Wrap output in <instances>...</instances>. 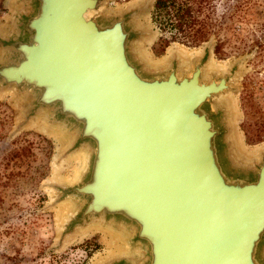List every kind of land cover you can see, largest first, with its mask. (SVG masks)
Listing matches in <instances>:
<instances>
[{"label": "water", "instance_id": "1", "mask_svg": "<svg viewBox=\"0 0 264 264\" xmlns=\"http://www.w3.org/2000/svg\"><path fill=\"white\" fill-rule=\"evenodd\" d=\"M106 2L13 0L0 28V95L85 158L49 184L61 236L98 227L128 247L98 264H264V148L241 152L229 109L240 60L203 73V47L196 69L152 65L148 4Z\"/></svg>", "mask_w": 264, "mask_h": 264}, {"label": "rangeland", "instance_id": "2", "mask_svg": "<svg viewBox=\"0 0 264 264\" xmlns=\"http://www.w3.org/2000/svg\"><path fill=\"white\" fill-rule=\"evenodd\" d=\"M12 1L0 0V28ZM153 1L107 0L106 6L116 10L148 4L141 19L147 34L138 48L152 65L171 53H201L203 47L209 48L213 66L240 60L229 109L239 149L254 157L264 148V32H258L264 27V9L260 15L232 13L229 20L217 22L207 43L187 46L170 42L173 31H161L151 21ZM221 3L215 0L217 21ZM63 147V140L51 130L20 119L19 102L13 96L0 95V264H95L126 249L98 227L61 236L67 206L51 202L55 194L49 184L71 182L82 163L79 155L62 157Z\"/></svg>", "mask_w": 264, "mask_h": 264}, {"label": "trees", "instance_id": "3", "mask_svg": "<svg viewBox=\"0 0 264 264\" xmlns=\"http://www.w3.org/2000/svg\"><path fill=\"white\" fill-rule=\"evenodd\" d=\"M264 0H222L223 12L215 18V0H154L150 11L151 21L161 31H173L170 42L196 46L206 42L213 34V28L231 18L232 13L262 14ZM255 4L256 7H255ZM260 34L264 27L258 29ZM262 30V31H261Z\"/></svg>", "mask_w": 264, "mask_h": 264}, {"label": "bare ground", "instance_id": "4", "mask_svg": "<svg viewBox=\"0 0 264 264\" xmlns=\"http://www.w3.org/2000/svg\"><path fill=\"white\" fill-rule=\"evenodd\" d=\"M120 9H123V8H120ZM111 10V9H110ZM116 10H119V9H116ZM111 11H115V9H112ZM91 11H86L85 13H84V17H90L91 16ZM201 53H202V50H201ZM201 53L200 52H198V54L196 53H193V55L192 54H190V56L189 55H186V53H181V54H179V53H177V56L180 58L179 59V61H180V63H182V64H184V65H186V67L187 68H189L190 70L192 69V67H195V69H196V63H197V60H199V58L201 57L200 55H201ZM209 60L210 59H208L207 60V64L205 65V66H201L200 67V69L198 70V71H203V73H205V71L207 72L208 70H214V72H220V71H225V69H227V67H228V65H230V64H223V65H220V66H217V65H214L213 66V64H211V62H209ZM161 63V62H160ZM155 65V64H154ZM201 68L203 69V70H201ZM205 69V70H204ZM239 70H240V67H238L237 66V71L236 72H239ZM235 72V73H236ZM229 85H233L234 86V81L232 82H230L229 81ZM235 87V86H234ZM235 89H236V87H235ZM230 105V104H229ZM230 111H231V109H230ZM75 155H79V156H81V159H82V163H83V161H84V159L85 158H83V152H79V153H76ZM82 163H81V167H82ZM80 167V168H81ZM79 171V170H78ZM77 175V174H76ZM76 177V176H75ZM124 246H125V244H124ZM126 247V246H125ZM126 250V251H125ZM125 250H120V251H118V252H115V253H113V254H110L109 256H112V258L113 257H119V255H125V256H127L128 254H127V251H128V247H126V249ZM136 253L138 254L139 252L138 251H136ZM139 255V254H138ZM108 256V257H109ZM107 259H109V258H105V259H103V260H107ZM102 260H100V261H97L95 264H98V262H101Z\"/></svg>", "mask_w": 264, "mask_h": 264}]
</instances>
